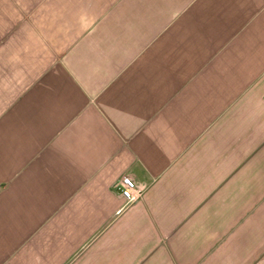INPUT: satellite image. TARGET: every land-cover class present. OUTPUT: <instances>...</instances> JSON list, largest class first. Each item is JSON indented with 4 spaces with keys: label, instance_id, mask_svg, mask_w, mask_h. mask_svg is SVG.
Listing matches in <instances>:
<instances>
[{
    "label": "crops",
    "instance_id": "1",
    "mask_svg": "<svg viewBox=\"0 0 264 264\" xmlns=\"http://www.w3.org/2000/svg\"><path fill=\"white\" fill-rule=\"evenodd\" d=\"M0 264H264V0H0Z\"/></svg>",
    "mask_w": 264,
    "mask_h": 264
},
{
    "label": "built area",
    "instance_id": "2",
    "mask_svg": "<svg viewBox=\"0 0 264 264\" xmlns=\"http://www.w3.org/2000/svg\"><path fill=\"white\" fill-rule=\"evenodd\" d=\"M117 187L123 201L119 212L138 202L143 197L146 190V185L140 183L129 173L124 174L120 178Z\"/></svg>",
    "mask_w": 264,
    "mask_h": 264
},
{
    "label": "rangeland",
    "instance_id": "3",
    "mask_svg": "<svg viewBox=\"0 0 264 264\" xmlns=\"http://www.w3.org/2000/svg\"><path fill=\"white\" fill-rule=\"evenodd\" d=\"M59 59H60V58H59ZM60 60H61V59H60ZM118 183H119V180H118L117 183H116V187H117ZM117 189H118V187H117ZM121 207H122V205H121ZM120 209H121V208H120ZM120 209H119V210H120Z\"/></svg>",
    "mask_w": 264,
    "mask_h": 264
}]
</instances>
